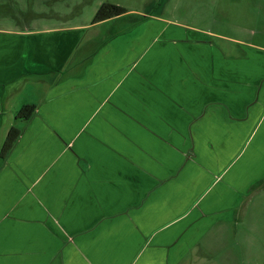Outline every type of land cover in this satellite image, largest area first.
<instances>
[{
  "label": "crops",
  "instance_id": "obj_1",
  "mask_svg": "<svg viewBox=\"0 0 264 264\" xmlns=\"http://www.w3.org/2000/svg\"><path fill=\"white\" fill-rule=\"evenodd\" d=\"M41 1L46 25L0 27V264H231L264 206V44L164 0ZM104 1L127 11L92 23Z\"/></svg>",
  "mask_w": 264,
  "mask_h": 264
},
{
  "label": "rangeland",
  "instance_id": "obj_2",
  "mask_svg": "<svg viewBox=\"0 0 264 264\" xmlns=\"http://www.w3.org/2000/svg\"><path fill=\"white\" fill-rule=\"evenodd\" d=\"M119 1L135 8H143L145 2L144 0ZM164 1L163 11L170 19L180 22L189 21L209 28L217 34H223L224 38L210 37L223 50H230L237 56H241L244 51L246 53L248 42L264 44V0ZM44 4L41 0H0V27L15 29L19 26L46 25L47 21L44 18L47 17L36 15H50V6H47V3ZM3 130L4 128L1 134H4ZM262 191L264 194V187ZM253 196L254 193L248 198L249 201ZM261 200L264 202V195L261 196ZM246 202H244L245 205ZM251 213L248 219L250 225L244 227L233 225V230L238 232L239 237L229 240L231 254L233 253L231 264H264V206L260 207L258 204V207L251 209ZM242 216L243 213L239 217L242 218Z\"/></svg>",
  "mask_w": 264,
  "mask_h": 264
},
{
  "label": "trees",
  "instance_id": "obj_3",
  "mask_svg": "<svg viewBox=\"0 0 264 264\" xmlns=\"http://www.w3.org/2000/svg\"><path fill=\"white\" fill-rule=\"evenodd\" d=\"M127 9L124 6L104 1L100 4L95 14L92 17V23H97L113 16L125 13ZM35 106L32 104L23 105L16 113L17 118L28 119L34 112ZM20 135V129L12 126L8 130L4 142L0 149V160L2 161L12 149L15 141Z\"/></svg>",
  "mask_w": 264,
  "mask_h": 264
}]
</instances>
